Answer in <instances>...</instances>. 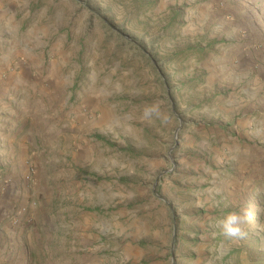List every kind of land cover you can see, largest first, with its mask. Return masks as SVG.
<instances>
[{
    "label": "rangeland",
    "instance_id": "obj_1",
    "mask_svg": "<svg viewBox=\"0 0 264 264\" xmlns=\"http://www.w3.org/2000/svg\"><path fill=\"white\" fill-rule=\"evenodd\" d=\"M0 15L5 40L30 37L39 80L16 90V127L45 149L5 217L33 249L16 264H107L121 239L143 264L162 242L172 264H264V0H0ZM154 102L167 125L140 119ZM241 209L247 236L225 238L216 220Z\"/></svg>",
    "mask_w": 264,
    "mask_h": 264
},
{
    "label": "crops",
    "instance_id": "obj_2",
    "mask_svg": "<svg viewBox=\"0 0 264 264\" xmlns=\"http://www.w3.org/2000/svg\"><path fill=\"white\" fill-rule=\"evenodd\" d=\"M2 20L4 17L0 15V23ZM4 34L0 32V50L2 51L0 55V160L11 162V167L5 173H0V264H16V258L18 261L29 259L33 249L29 239L23 241L22 230H18L16 234L15 229L17 228H12L9 222H4L8 219L5 217L8 215L7 211L22 202L23 197L28 196L31 189L29 163H34L39 167L42 162L39 157L37 159L35 156L44 153L45 149L37 154L32 151L29 155L28 145L35 142V135L32 134L31 129L27 130V135H23V126L16 127L19 122L24 120V113L20 111L21 104L17 105L20 98H16V90L23 91L28 88L30 90L39 80L36 76L31 75L32 46L30 37L17 38L14 36L10 40H5ZM24 85H28V88L23 87ZM7 106H12V109L7 111ZM8 114L12 120L5 123L3 120H6ZM13 116L15 119L12 118ZM39 169H37V173ZM0 172H2L1 169ZM35 178L38 183L35 185L33 195L36 199L44 197L45 200L42 203L45 204V201H48L46 197L49 196V191L52 188L48 186V181L44 176L38 174V178L36 175ZM37 201L40 203L39 200ZM50 227L51 225L44 227L43 249L46 251L49 249L50 234H47V230ZM167 246V242L160 243L159 259L151 261L149 264H172L176 256L172 252L169 255ZM19 248L20 250H18ZM113 250L116 251V254L108 260L107 264H143L144 256L148 254V251L142 250L124 239L119 240ZM45 261L47 262V259Z\"/></svg>",
    "mask_w": 264,
    "mask_h": 264
},
{
    "label": "clouds",
    "instance_id": "obj_3",
    "mask_svg": "<svg viewBox=\"0 0 264 264\" xmlns=\"http://www.w3.org/2000/svg\"><path fill=\"white\" fill-rule=\"evenodd\" d=\"M140 119L149 124L159 121L161 125L170 122V115L162 110L159 102L145 105L140 113ZM252 220V213L247 209L230 211L216 220L215 227L221 230L222 235L231 240L244 239L247 236L246 225Z\"/></svg>",
    "mask_w": 264,
    "mask_h": 264
}]
</instances>
